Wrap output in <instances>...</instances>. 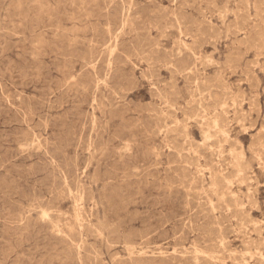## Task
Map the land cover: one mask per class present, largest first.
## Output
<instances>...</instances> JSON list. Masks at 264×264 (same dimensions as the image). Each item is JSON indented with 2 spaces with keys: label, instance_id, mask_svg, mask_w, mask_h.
Segmentation results:
<instances>
[{
  "label": "rangeland",
  "instance_id": "374dc122",
  "mask_svg": "<svg viewBox=\"0 0 264 264\" xmlns=\"http://www.w3.org/2000/svg\"><path fill=\"white\" fill-rule=\"evenodd\" d=\"M0 264H264V0H0Z\"/></svg>",
  "mask_w": 264,
  "mask_h": 264
},
{
  "label": "bare ground",
  "instance_id": "6f19581e",
  "mask_svg": "<svg viewBox=\"0 0 264 264\" xmlns=\"http://www.w3.org/2000/svg\"><path fill=\"white\" fill-rule=\"evenodd\" d=\"M48 215V214H47Z\"/></svg>",
  "mask_w": 264,
  "mask_h": 264
}]
</instances>
